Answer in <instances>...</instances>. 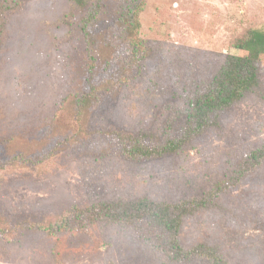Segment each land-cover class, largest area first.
<instances>
[{
  "label": "rangeland",
  "instance_id": "1",
  "mask_svg": "<svg viewBox=\"0 0 264 264\" xmlns=\"http://www.w3.org/2000/svg\"><path fill=\"white\" fill-rule=\"evenodd\" d=\"M17 2L0 52V228L24 220L53 223L75 206L201 198L264 147V58L259 87L219 129L182 152L133 160L117 142L118 133L146 135L150 146L179 138L177 124H168L171 111L215 79L237 38L264 31V0H147L141 34L152 59L138 73L118 47L111 74L96 79L119 73L121 79L80 124L69 102L86 84L89 57L74 31L83 13L72 0ZM129 2L100 0V29ZM215 200L216 207L184 219L182 244L215 246L228 264H264V170ZM76 220L73 230L56 236H0V264H171L140 231Z\"/></svg>",
  "mask_w": 264,
  "mask_h": 264
},
{
  "label": "trees",
  "instance_id": "2",
  "mask_svg": "<svg viewBox=\"0 0 264 264\" xmlns=\"http://www.w3.org/2000/svg\"><path fill=\"white\" fill-rule=\"evenodd\" d=\"M72 1L74 7L83 13L74 31L83 39L89 57L84 66L86 84L69 102L71 114L75 122L80 124L86 122L93 109L101 105L103 94L121 79V73L112 79H96L97 74L104 76L105 73H110L111 63L119 56L118 47L127 50L129 65L138 73L152 59L153 52L141 34V15L147 0H130L128 4L122 5L105 29H100L103 13L100 0L96 4H92L91 0ZM18 9L17 0H0V52L5 46L10 17ZM231 48L235 53L227 55L215 79L210 84L200 86L191 100L182 101L179 107L175 106L171 111L168 124L170 127L177 124L181 131L179 138L169 139L162 145L150 146L143 141L146 135L118 133L117 142L122 147V152L133 160L160 159L182 152L196 139L211 130L219 129L223 117L260 85L259 63L264 58V31L248 30L233 42ZM167 107L172 109L170 104ZM256 170H264V147L244 157L229 181L221 186L217 185L214 192L204 197L188 198L177 203L157 202L144 197L124 203H98L89 208L75 206L53 223L16 221L11 226L0 228V236L13 237L17 233L56 236L73 230L79 217L90 223H111L142 232V237L154 244V250L171 264L196 261L228 264L215 246L183 245L180 239L183 221L187 216L216 207V195L227 188L236 187Z\"/></svg>",
  "mask_w": 264,
  "mask_h": 264
}]
</instances>
